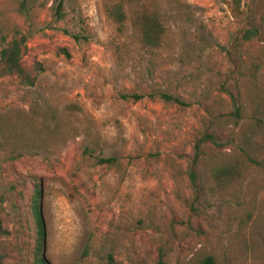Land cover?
<instances>
[{
	"label": "rangeland",
	"instance_id": "1",
	"mask_svg": "<svg viewBox=\"0 0 264 264\" xmlns=\"http://www.w3.org/2000/svg\"><path fill=\"white\" fill-rule=\"evenodd\" d=\"M21 1L0 0V47L26 35L22 63L41 70L32 86L0 76V117L40 124L53 109L68 125L0 145V264H34L37 190L50 264H184L198 252L264 264V147L228 189L209 174L255 116L264 130V0H146L166 26L154 54L105 14L109 0H63L62 19L58 0ZM205 133L219 144L201 145L195 191L187 172Z\"/></svg>",
	"mask_w": 264,
	"mask_h": 264
},
{
	"label": "trees",
	"instance_id": "2",
	"mask_svg": "<svg viewBox=\"0 0 264 264\" xmlns=\"http://www.w3.org/2000/svg\"><path fill=\"white\" fill-rule=\"evenodd\" d=\"M35 0H23L20 2V11L27 10V4H33ZM63 0L53 6V13L56 19L65 17L62 10ZM105 14L113 20L118 28L124 27L125 21H129L132 30L136 33L141 47L147 52L154 54L161 48L165 42L166 26L163 19V14L157 5L150 4L146 0H109L104 5ZM255 34V30L251 29L245 32L244 38H248ZM26 35L17 32L16 35L8 40L3 41L0 47V76H14L17 80L25 85L32 86L35 84L37 74L41 70L40 64L34 65L32 70L27 69L22 58L26 49ZM65 55L66 51L62 50ZM161 99L166 102L183 104V101L175 95L159 93ZM125 97V96H124ZM134 97H137L134 95ZM44 113V120L38 124L33 117L23 116L19 119H13L12 116L0 117V145L8 143L12 139L20 138L27 133L32 134L36 138L41 134L49 136L52 133L61 131L63 126H67L66 120L58 119L54 110H49ZM239 107L234 106L232 115L235 118L239 117ZM255 114L260 113L259 109L254 110ZM19 116V115H16ZM47 117L55 118V124L50 129ZM237 120V119H236ZM205 142L218 145V139L211 133H205L195 141L194 154L189 164L188 176L195 191L197 190L196 173L193 168L199 158L201 145ZM242 145L228 159L214 164L210 171L211 188L215 191H222L230 188L238 179L242 178L247 169L251 165H258L259 157L264 147V130L262 129L261 118L255 116L242 133ZM88 150V148H86ZM97 163L113 165L116 160L113 156L96 158ZM40 191H36L34 197V213L37 227V243L34 252V264H50L43 256L42 246L44 229L43 222L39 215L38 198ZM1 218H0V235L4 234ZM158 264H165L162 256L158 259ZM184 264H219L213 256L203 254L202 252L195 253Z\"/></svg>",
	"mask_w": 264,
	"mask_h": 264
}]
</instances>
